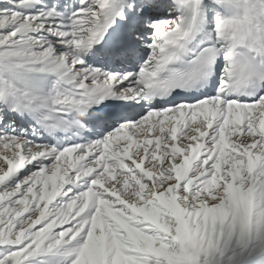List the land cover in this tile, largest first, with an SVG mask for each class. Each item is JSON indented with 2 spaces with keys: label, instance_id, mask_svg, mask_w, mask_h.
Returning a JSON list of instances; mask_svg holds the SVG:
<instances>
[{
  "label": "snow or ice",
  "instance_id": "snow-or-ice-1",
  "mask_svg": "<svg viewBox=\"0 0 264 264\" xmlns=\"http://www.w3.org/2000/svg\"><path fill=\"white\" fill-rule=\"evenodd\" d=\"M0 264H264V0H0Z\"/></svg>",
  "mask_w": 264,
  "mask_h": 264
}]
</instances>
